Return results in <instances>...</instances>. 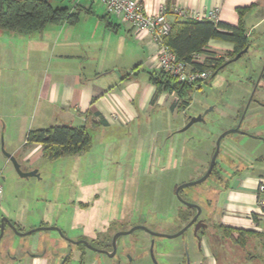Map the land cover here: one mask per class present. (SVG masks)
<instances>
[{"label": "crops", "instance_id": "obj_1", "mask_svg": "<svg viewBox=\"0 0 264 264\" xmlns=\"http://www.w3.org/2000/svg\"><path fill=\"white\" fill-rule=\"evenodd\" d=\"M139 1L146 6L150 13L165 7L171 23L176 19H184L174 12L175 7H180L206 17L217 11L215 23L221 22L238 26L240 23L238 9L248 8L243 16L247 37L251 44L248 52L254 45L251 40L252 36L264 35V0ZM49 2L54 7L67 8L70 14L77 15L75 23L48 26L43 31L29 35L0 33V71L2 73L0 83L21 88V93L19 92L21 99H16L13 105L7 104V106L9 109L22 112L32 109V120H34L28 128L29 130L24 134L22 147L24 151L20 147L10 146L8 153L16 159H20L21 163L44 158L41 145L26 144L28 132L34 130L35 127L43 129L49 126L69 124L76 127L87 126L90 131L102 129L105 134L113 131L116 134H121L128 130L134 134H142L141 131L151 127L154 122V114L157 115L161 111L167 112V110L176 113L179 105L175 102L178 98L174 93L165 97L164 94H160L156 102L153 103L157 88L151 82L150 74L158 71L156 67L158 46L149 32L136 31L131 26L122 24L120 20L108 14L101 0H49ZM203 20L212 21L206 18ZM206 49L216 53L218 57H224L229 62L234 52V45L220 40H210ZM259 59L260 63L264 64V55H261ZM263 71L264 67L262 73ZM254 78H249L250 84L256 83L254 84L253 98L251 97L252 100L246 108L243 120L240 124L237 123V119L241 117V108L238 115L235 114V111L227 113L221 108H214L213 111L218 113V116L222 115V119L226 118L228 122L222 126V124H216L217 117H212L211 122L215 123L218 128L213 125L217 131L211 137L215 134L218 137L223 132L237 127L241 129L242 124L251 125L250 130H244L246 131L245 134L233 133L238 135L234 140L243 148L250 146L263 148L264 77L261 74L259 79L257 78L258 80L254 81ZM3 106H6L5 103ZM29 106L30 108H28ZM36 117L39 118L38 126L34 124ZM208 117V115L205 117V121ZM5 118V115L0 114V134L2 125L4 131L7 130L4 124ZM229 119L232 120L229 121ZM183 122L186 123V120ZM258 125L261 128H258ZM164 134V132H160L150 135L149 162L147 164L150 170L158 168L155 167L156 158L160 155L158 149H161L162 144H165L164 142L167 144L168 139H163ZM124 137L130 140L133 138L140 139V136L131 137L129 132ZM5 139L7 145L8 143L13 145V141L8 140L7 136ZM112 142L116 143V141ZM215 142L216 140H214V144ZM212 149H210V153ZM91 151L92 148L88 154H91ZM180 154L182 155L177 150L174 154V150L170 149L161 158L171 159L172 155L179 157ZM260 157L263 160V157ZM234 158L238 159L236 156ZM246 161L244 151L240 152L238 164L234 165L232 170L230 169L229 174H226L227 177L225 178V173H221L224 175V184L215 194L213 208L206 209L204 207L202 213L206 215L205 220L212 217L214 221L216 219L218 223L230 229H242L262 234L264 233V216L260 214L256 192L259 180L264 179V171L258 168L253 170L252 175L247 174L246 171L249 168L245 164ZM10 163L11 161L5 155L0 154V183L1 180H5L3 169ZM159 168L163 171L167 169L164 163ZM29 169L28 171H33L34 167ZM91 187L86 184L80 190V195L77 198L80 205L75 209L74 220V230L78 231L74 236H69L65 230L57 227L55 220H39L38 222H31L34 221L31 220L25 224L18 220L20 213L16 212L13 216L10 208L5 206L4 189L1 184L0 217H7V220L16 229L19 228L24 232L41 227H56L61 230L65 238L57 230H37L32 234L38 232V235L36 234L33 240L26 242L23 239L25 236L17 235L5 223L4 230L9 227L11 233L7 237L6 244L0 243V264H64L68 257H70V264H81L80 257L82 256L84 264H109L106 259L113 260L117 253L114 257H110L88 248V253L84 251L83 254L77 255L75 258L76 255L73 253L75 251L72 250L71 245L69 247L67 245L71 242L66 238L74 241L84 239L89 242L92 239L96 240L97 235L104 234L102 237L107 240V229L119 221L116 217H112L111 220L103 217L102 196H99L101 194L98 190L93 194ZM150 213L151 210L146 214L150 218L144 219L141 223H151L154 218L156 220L154 224L165 221L162 219L163 216L157 214L151 218ZM177 218L179 222H183L179 215ZM192 219L193 217H191ZM2 221L0 222V232ZM23 225H27V227ZM55 233H58L59 236L54 235ZM237 235L236 232H233L234 237ZM207 236L202 238L204 246L201 245L197 248L198 240L195 238L192 241L189 255L187 250L178 244L171 250L165 251L163 249L156 255L165 264H253L258 261L257 256L245 252L250 246L259 245L261 237L257 235L249 236L245 248L231 241L236 248L235 251L225 245L223 249L216 250L208 241ZM145 238L133 237L129 243L123 244V255H121L119 262L111 264H126L123 256L128 255V252H131L130 248L134 247L136 243L140 244L141 253L130 258V263L127 264H136L137 261L143 262V264H153L147 261L150 256L152 258V253L149 251L151 241ZM141 239L147 241L142 242ZM106 251L111 253L113 248L111 251ZM153 262L156 264L155 260Z\"/></svg>", "mask_w": 264, "mask_h": 264}, {"label": "rangeland", "instance_id": "obj_2", "mask_svg": "<svg viewBox=\"0 0 264 264\" xmlns=\"http://www.w3.org/2000/svg\"><path fill=\"white\" fill-rule=\"evenodd\" d=\"M251 40L254 45H252L247 54H244L238 61L233 59L217 75L214 76L212 73L208 82L201 84V88L195 87L192 92L185 91L180 98L177 96L178 100H175V102L179 105V108L176 113L167 110V112L161 111L157 115L154 114V122L151 127L141 131L142 134H134L130 130L121 134H116L114 131L105 134L102 129H92L90 131L93 137L91 154L64 156L54 160L46 158L34 159L28 163H21V160L17 159L24 172H32L28 170L33 167V171H38V176L34 177L22 178L15 170L13 164L10 163L9 166L3 169L5 180H1L4 189L5 206L8 209L10 208L13 216L14 213L19 212L20 218L18 220L23 221L22 223L24 224L31 220H34L31 222H38L39 220L49 221L51 219L55 220L57 227L65 230L69 236H74L78 231L74 230L75 209L80 205L77 198L80 195L81 188L88 184L93 187H91L93 194L97 190L100 191L99 194L101 195L99 196H102L103 217L109 220L112 217H116L119 220L107 229V240L102 237L104 234H99L100 236L97 235L96 237V243L101 242L102 245L104 243L109 245L117 231H127L138 225L146 226L154 232L165 235L178 233L191 219L184 223L179 222L177 215H191L193 217L195 210L188 212V208L178 200L176 190L185 183L199 180L208 171L216 150V142L221 135L216 137L215 134L211 137L217 131L213 126L215 123L211 122V118L217 117L216 124H222V126L228 120L226 118L222 119V115L218 116V113L212 111L208 114L209 117L205 122L196 123L184 132L182 130L192 118L216 107L227 113L235 111L236 115L239 114L238 112L241 108V117L237 119V123L240 124L254 94V84L256 82L250 84L249 78L255 77L254 81L257 78L259 79L264 67V64H261L259 59L261 55H264V35H253ZM257 60L259 63H257ZM0 76H2L1 71ZM19 88L0 83V114L6 116L4 124L7 127L6 132L3 129V125L1 127V155H4L3 150L9 152L10 146L20 147L24 151L22 148L24 134L34 122L32 120V109L22 112L9 109V106H7V104L13 105L16 99H21V88ZM162 94H164V97L171 95L167 91L162 92ZM173 97L176 98L175 96ZM185 101H188L190 105L184 109L182 105ZM4 103L6 106H3ZM38 119V117L35 119L36 122L34 124L36 126L39 124ZM184 120H186V123L183 122ZM231 120L229 119V121ZM251 127V125L242 124L241 130L246 132ZM258 128H261V126L258 125ZM35 129H38V127H35ZM128 132L131 137L140 136V139H125L126 137L124 136ZM160 132L165 133L164 140L168 138L167 144L164 142L165 144H162L161 149H158L160 155L155 161V167L158 168L150 170L147 166L149 162V138L154 133ZM6 136L8 140L13 141V145L9 143L7 145ZM235 137H238V135L231 134L221 143L220 154L215 166L216 172L212 173L210 178L203 184L188 187L181 193L182 197L185 196L186 201L196 203L201 207L204 206L206 209L213 208L215 194L224 184V175L221 173H225V178L227 177L226 174H229L230 169L232 170V167L238 164L240 152L244 151L247 158L245 163L249 168L246 171L247 174L252 175L253 170L258 168L264 171V145L261 149L252 146L243 148L234 140ZM214 140H216L215 144ZM112 141H116V143ZM158 148L160 147L158 146ZM170 149L174 150V154L175 150H177L182 155H178L179 157L172 155L171 159H162L161 156ZM210 149H212L211 153ZM234 156L238 159L234 158ZM260 156L263 157V160ZM163 163L167 167L164 171L159 168ZM219 174L221 175L219 176ZM18 208L19 211H17ZM150 210L151 218L157 214L163 216L161 218L165 219V221L154 224V221L156 222L154 218L151 223H141L144 219L148 220L150 218V216L146 215ZM201 218H206V215L202 213ZM3 219H7V217L1 216L0 222ZM207 222L210 226L206 229L210 244L216 250L223 249L225 245L235 251L236 248L231 240L220 239V234L217 233L218 231L213 225L214 222L218 223L217 220L215 219L214 221L212 217H208ZM23 226L27 227V225ZM28 231H31V229ZM10 233V228H6L4 230L6 235L4 238L2 237L3 239L0 240V243L4 242L6 244ZM36 234L38 235V232L25 236L23 239L26 242L33 240ZM59 234L55 233L54 235L59 236ZM133 237L150 239L149 251L151 253L153 249V259L150 256L147 261L153 264H155L153 260H155L156 264H165L156 253L163 249L169 251L176 244L184 247L189 255L192 241L195 239L193 228L175 239L155 238L150 236V234L148 235L145 231L138 230L129 236L120 237L117 241V255L113 260L106 259V261L109 264L119 262L121 255H123L122 245L129 243ZM143 239H141L142 242L147 241ZM262 241V239L259 241L258 246H250L245 251L247 254L251 253V255L257 256L258 261L253 264H264ZM67 245L68 247L71 245L72 250L75 251L73 252L76 255L75 258L77 255L83 254L84 251L89 252V249L83 244L75 245L69 243ZM202 245L204 246L203 243ZM196 247H199L198 244H196ZM130 250L131 252H128V255L123 256L126 264L130 263V258L136 257V255L141 253L140 244L136 243ZM136 264H143V262L137 261Z\"/></svg>", "mask_w": 264, "mask_h": 264}, {"label": "trees", "instance_id": "obj_3", "mask_svg": "<svg viewBox=\"0 0 264 264\" xmlns=\"http://www.w3.org/2000/svg\"><path fill=\"white\" fill-rule=\"evenodd\" d=\"M247 10L248 8L238 9L240 14V23L238 26H231L221 22L215 23L207 20L176 19L172 23V30L164 42L178 58L186 61H190L191 55L194 53H206L209 58L205 63L197 65V68L202 71H212L215 74L225 68L228 63H231L238 54L246 48L249 49L251 46L243 21V16ZM77 17L75 14H70L67 8L54 7L49 0H0V33L29 35L43 31L48 26H61L64 23L73 24ZM210 40L232 43L234 45V52L231 56V58L233 57L231 61L227 62L224 57H218L216 53L208 51L206 46ZM262 76L264 77V71ZM150 80L157 88L153 103L156 102L163 91H167L170 94L174 93L180 98L184 95L185 91L192 92L195 87L201 88V84H203H178L162 71L152 72L150 74ZM189 105V102L185 101L182 107L185 109ZM26 144L41 145L43 148V157L54 160L64 156L88 153L92 148L93 139L87 126L76 127L63 124L30 130L26 137ZM214 172H216L215 167ZM183 191L185 189L180 192V195ZM184 197L182 198L185 200ZM187 208L189 210L188 212L195 210L190 207ZM203 208L204 206H202ZM179 217L183 222L191 219V215L182 216L179 214ZM205 221L208 224V219ZM213 225L218 231L216 232L220 234L221 240L230 239L234 244L245 248L249 236L257 235L263 240L264 249V233L257 234L254 231L242 229L233 230L216 222ZM209 227L208 224L206 229ZM17 229L20 232H24V230ZM206 229H202L199 232L202 238L208 234ZM233 232L238 234L237 237L233 236ZM96 241L92 240L89 242L97 249L112 250V240L109 245L105 243L102 245L101 242L96 243ZM70 263V257L66 258L64 264ZM81 264H84L83 256L81 257Z\"/></svg>", "mask_w": 264, "mask_h": 264}, {"label": "built area", "instance_id": "obj_4", "mask_svg": "<svg viewBox=\"0 0 264 264\" xmlns=\"http://www.w3.org/2000/svg\"><path fill=\"white\" fill-rule=\"evenodd\" d=\"M101 2L108 14L120 20L122 24L129 25L136 31H147L153 36L158 46L156 59L158 71L166 73L178 84L206 83L211 78L212 71H202L197 68V65L205 63L209 58L206 53H194L191 55V60L186 61L178 58L165 44L164 40L172 30V23L168 19L165 7L150 13L139 0H101ZM174 12L184 19L201 21L206 18L217 21V11L207 17L180 7H175ZM256 198L260 214L264 216V179L258 182Z\"/></svg>", "mask_w": 264, "mask_h": 264}, {"label": "water", "instance_id": "obj_5", "mask_svg": "<svg viewBox=\"0 0 264 264\" xmlns=\"http://www.w3.org/2000/svg\"><path fill=\"white\" fill-rule=\"evenodd\" d=\"M248 52V48H246L244 51H242L240 54H238L235 58H234V61H238L240 59V57L244 54H246ZM229 64V63H228ZM227 64V65H228ZM218 73V72H217ZM217 73L214 74L217 75ZM213 111V108L209 109L208 111H206L204 114H200L198 115L197 117L195 118H192L190 120V122L186 125V127L182 130L183 132L188 130L190 127H192L194 124L196 123H200V122H204L205 121V117ZM233 133H244L240 127H237L235 129H230V130H227L225 132H223L220 137L218 138L217 142H216V150H215V153L212 157V160H211V163L209 165V168H208V171L206 172V174L201 177L199 180L197 181H194V182H190V183H185L181 186H179L176 190V196L178 198V200L183 204L185 205L186 207H190V208H193V209H196L197 210V213L196 215L193 217V219L182 229L180 230L178 233L174 234V235H165V234H162V233H157V232H154L152 230H150L148 227L146 226H143V225H138V226H135L133 227L132 229L130 230H127V231H119L117 232L114 236H113V240H112V248H113V251L110 253L106 250H101V249H97L95 247H93L88 241H85V240H80V241H74V240H71V239H68L66 238L69 242L73 243V244H76V245H85L87 248H89L90 250H93V251H96L98 253H102V254H106L110 257H114L117 253V241L120 237L122 236H127V235H130V234H133L134 232L138 231V230H142V231H145L147 232L148 234H150L151 236L153 237H158V238H167V239H175V238H178L180 236H182L184 233H186L189 229H192L193 228V231H194V236L195 238L198 240V244H199V247H201L202 245V237L199 235V232L202 230V229H206L208 227V224L206 223V221L204 219H200L199 220V217L202 215V207L196 203H190L186 200H184L181 195H180V192L188 187H192V186H197V185H200V184H203L204 182H206L210 176L212 175L213 173V170H214V167L216 165V162H217V158L220 154V148H221V142L222 140L230 135V134H233ZM245 134V133H244ZM3 153L4 155L11 161V163L13 164L15 170L17 171V173L22 177V178H29V177H34V176H38V171H32V172H24L21 168V165L19 164V162L17 161V159L10 153L8 152H5L3 150ZM5 223H7L14 231L17 235L19 236H28L30 234H32L34 231H37V230H57L61 236L64 237V235L62 234L61 230L56 228V227H52V228H48V227H41L39 229H36V230H31V231H28V232H20L16 229V227L10 223V221H8L7 219H3L2 221V224H1V232H0V239L3 237L4 235V229H5ZM65 238V237H64ZM151 253H152V257H153V249L151 250Z\"/></svg>", "mask_w": 264, "mask_h": 264}, {"label": "flooded vegetation", "instance_id": "obj_6", "mask_svg": "<svg viewBox=\"0 0 264 264\" xmlns=\"http://www.w3.org/2000/svg\"><path fill=\"white\" fill-rule=\"evenodd\" d=\"M195 210H196V209H195ZM196 213H197V210L195 211L194 216L196 215ZM194 216H193V217H194ZM200 219H204V220H205V218H201V216L199 217V220H200Z\"/></svg>", "mask_w": 264, "mask_h": 264}]
</instances>
